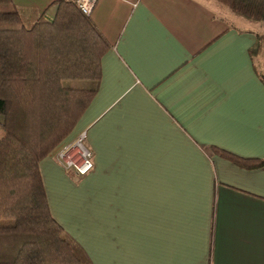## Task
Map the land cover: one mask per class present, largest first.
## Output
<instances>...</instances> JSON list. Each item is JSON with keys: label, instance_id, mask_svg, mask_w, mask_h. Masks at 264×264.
Segmentation results:
<instances>
[{"label": "crops", "instance_id": "crops-1", "mask_svg": "<svg viewBox=\"0 0 264 264\" xmlns=\"http://www.w3.org/2000/svg\"><path fill=\"white\" fill-rule=\"evenodd\" d=\"M54 0H12L25 26ZM96 91L65 138L93 168L39 163L50 213L91 264H264V81L256 29L217 0H96Z\"/></svg>", "mask_w": 264, "mask_h": 264}, {"label": "trees", "instance_id": "trees-1", "mask_svg": "<svg viewBox=\"0 0 264 264\" xmlns=\"http://www.w3.org/2000/svg\"><path fill=\"white\" fill-rule=\"evenodd\" d=\"M217 1L236 16L264 21V0ZM51 4L53 18L42 12L27 27L12 0H0V264H91L52 217L39 163L65 142L92 100L109 46L75 0ZM253 51L264 58V34ZM213 150L238 165H264V158Z\"/></svg>", "mask_w": 264, "mask_h": 264}, {"label": "built area", "instance_id": "built-area-1", "mask_svg": "<svg viewBox=\"0 0 264 264\" xmlns=\"http://www.w3.org/2000/svg\"><path fill=\"white\" fill-rule=\"evenodd\" d=\"M79 10L89 16L96 0H75ZM54 157L65 169L77 177L90 172L93 168V154L86 144V133L81 132L74 140L64 142L54 150Z\"/></svg>", "mask_w": 264, "mask_h": 264}, {"label": "rangeland", "instance_id": "rangeland-1", "mask_svg": "<svg viewBox=\"0 0 264 264\" xmlns=\"http://www.w3.org/2000/svg\"><path fill=\"white\" fill-rule=\"evenodd\" d=\"M247 21H249V20H247ZM249 26H251L252 28L256 29L257 32H259L258 33L259 35H263L264 34V21L263 22L254 21V22H251V24H249ZM255 58H256L255 61H256L257 71L259 72V74L262 77H264V58L261 57V56H256ZM74 84L78 85V86H84L85 82L79 81V82H74ZM53 156H54V154H53Z\"/></svg>", "mask_w": 264, "mask_h": 264}]
</instances>
